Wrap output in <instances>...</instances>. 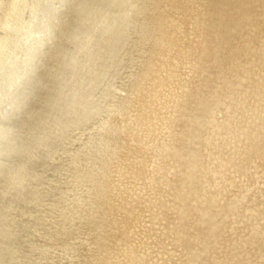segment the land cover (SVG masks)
<instances>
[{
	"label": "bare ground",
	"instance_id": "bare-ground-1",
	"mask_svg": "<svg viewBox=\"0 0 264 264\" xmlns=\"http://www.w3.org/2000/svg\"><path fill=\"white\" fill-rule=\"evenodd\" d=\"M0 264H264V0H0Z\"/></svg>",
	"mask_w": 264,
	"mask_h": 264
}]
</instances>
